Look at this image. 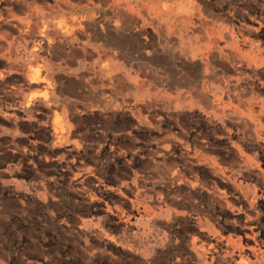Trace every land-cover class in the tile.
I'll use <instances>...</instances> for the list:
<instances>
[{"label": "rangeland", "instance_id": "obj_1", "mask_svg": "<svg viewBox=\"0 0 264 264\" xmlns=\"http://www.w3.org/2000/svg\"><path fill=\"white\" fill-rule=\"evenodd\" d=\"M5 1L0 32L11 40ZM191 3L199 18L219 17L218 46L233 39L227 49L241 55L256 43L264 58V0ZM24 43L12 59L7 42L0 50V264H264V66L176 57L180 80L169 86L167 64L150 60L160 50H150L148 73L118 58L126 87L113 79L97 89L86 57L70 74L51 68L53 88L38 91L11 64ZM216 75L235 85L210 110L189 78L200 87ZM61 121L69 129L53 131Z\"/></svg>", "mask_w": 264, "mask_h": 264}, {"label": "crops", "instance_id": "obj_2", "mask_svg": "<svg viewBox=\"0 0 264 264\" xmlns=\"http://www.w3.org/2000/svg\"><path fill=\"white\" fill-rule=\"evenodd\" d=\"M191 2L192 0H6L5 8L11 17L6 23L16 30L17 35L9 40L10 36L7 33L0 32V50L3 49L2 43L7 42L6 54L12 59L17 55L14 52L15 47L27 39L31 40L30 47L26 43L22 46L24 54L18 64L13 61L11 64L24 75L28 85H35L38 91L53 88L54 83L49 73L51 68L55 67L65 74H70V70H66L69 65L76 62L79 68L86 57L92 58L88 70L96 78L94 87L97 89L103 80L109 84L113 83V79L119 84L129 81L127 72L116 62L118 58L139 60L138 68L144 73H148L144 65L150 60L166 63L164 76L169 80L167 82L169 86H172L175 80H180L176 78V72L171 64L176 57L193 59L199 55V60L206 68L213 66L217 58L221 60L222 70H227L229 65H233L236 70L243 62L254 71L264 66L261 53H256V43L249 46L251 53L240 52L241 55L227 49V45H230L233 39L224 41L222 48L218 46L220 35L225 31L222 24L216 27L213 25L219 17H214L212 11L203 10L206 19L199 18L197 8L193 7ZM16 10L18 13H15ZM2 18L0 15V21ZM150 50L155 53L160 50L162 57L153 56L149 60ZM230 53L237 57H231ZM28 65L38 66L42 71V77L36 74L29 79L31 73L27 70ZM73 76L75 86L78 87L82 73L76 69ZM159 76L160 74L156 73L151 79L156 87L159 85L157 82ZM42 78L47 84L41 83ZM211 78L212 83L206 80L200 87L194 78L189 80L192 81L190 88L195 96L202 100L208 109L213 110L218 101L226 100L225 103L229 101L225 96L224 99L221 96L225 95L226 85L233 87L235 84H231L224 76L216 75ZM129 84L135 90L143 89L142 86L138 87L139 84L132 82ZM107 86L109 98L114 86ZM125 87L123 83L119 86ZM79 94L76 89L74 95L77 97ZM48 99L45 96L42 100L47 102ZM77 100L78 98L75 99V103ZM237 100L242 101V97ZM30 101L31 97L27 103ZM234 106L233 110L225 106L224 108L227 112L237 113L238 103L236 102ZM65 124V121H61V126H57L53 131L59 128L69 129ZM58 138L62 139L63 136L59 135ZM256 255L264 256V250Z\"/></svg>", "mask_w": 264, "mask_h": 264}, {"label": "bare ground", "instance_id": "obj_3", "mask_svg": "<svg viewBox=\"0 0 264 264\" xmlns=\"http://www.w3.org/2000/svg\"><path fill=\"white\" fill-rule=\"evenodd\" d=\"M113 39V38H112Z\"/></svg>", "mask_w": 264, "mask_h": 264}]
</instances>
